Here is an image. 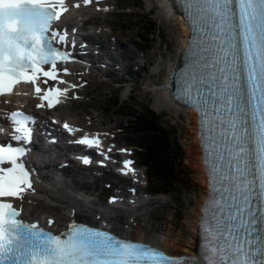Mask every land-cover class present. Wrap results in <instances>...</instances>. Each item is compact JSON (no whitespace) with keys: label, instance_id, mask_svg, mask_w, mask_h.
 Returning a JSON list of instances; mask_svg holds the SVG:
<instances>
[{"label":"snow or ice","instance_id":"obj_1","mask_svg":"<svg viewBox=\"0 0 264 264\" xmlns=\"http://www.w3.org/2000/svg\"><path fill=\"white\" fill-rule=\"evenodd\" d=\"M92 2L83 0L85 6ZM196 7L198 18L211 22L215 44L210 62L204 63L215 71L199 80L216 86L218 100L213 103L229 113L225 135L231 143L227 149L231 171L223 176L229 184L225 191L230 202L220 204V218L210 234L212 247L205 249L204 257L207 264H264V0H196ZM68 10L67 0H0V95L11 93L20 82L33 84L39 94V74L47 78L45 85L56 81L61 71L69 74L67 68L58 69L57 62L68 60L70 53L54 44L64 45L67 32L53 27ZM46 65L50 66L47 70ZM241 73L246 88L240 83ZM66 93L67 89L48 88L40 99L51 108L59 102L52 97ZM244 104L251 106L250 113ZM246 115L251 116V132L245 127ZM10 119L20 133L32 118L13 112ZM249 139L253 148L248 147ZM79 143L91 147L100 141L85 137ZM23 153V148L0 144V264H182L183 258H171L107 231L71 225L66 232L53 234L36 223H26L21 211L4 200H22L25 190L32 187L19 159ZM84 163L89 160L85 158ZM131 164L124 162L129 171ZM255 201L260 203L254 211Z\"/></svg>","mask_w":264,"mask_h":264},{"label":"rangeland","instance_id":"obj_2","mask_svg":"<svg viewBox=\"0 0 264 264\" xmlns=\"http://www.w3.org/2000/svg\"><path fill=\"white\" fill-rule=\"evenodd\" d=\"M112 5L117 7V10L98 20L110 23L114 28L113 35L125 42L134 43L127 51L137 53L138 57L143 53L140 47L145 45L146 57L150 64L145 71L139 72V68H135L131 76L118 72L111 81L90 78L89 86L83 91L81 100L69 107V111L77 119L84 118L87 114H97L98 117L94 120L97 126L103 125L117 130L122 128L118 130L121 144L129 143L136 149L137 154L139 149L136 142L139 137L130 131L129 119L113 107L112 96L120 94L127 107L136 105L143 112L150 107L160 117L162 126L170 132L172 142L175 141L181 148L185 173L176 192L164 197L166 202L162 201L165 202L162 203L163 206L153 203V206L139 209L142 214L139 226L143 231V228L149 226L150 229L145 230L152 234L169 233L172 235V242H177L182 250L189 244V227L194 222V209L202 188L199 169L196 167V138L187 114L177 118L172 117L169 111L156 110L152 93L145 92L149 82L159 87L164 82L168 65L177 51L178 30L161 18L157 4L151 5V0H115ZM142 36L149 39L147 45L138 38ZM130 77L132 81H128ZM121 220L123 219L116 218L113 223L124 225L127 222L125 219L126 221L121 223Z\"/></svg>","mask_w":264,"mask_h":264},{"label":"bare ground","instance_id":"obj_3","mask_svg":"<svg viewBox=\"0 0 264 264\" xmlns=\"http://www.w3.org/2000/svg\"><path fill=\"white\" fill-rule=\"evenodd\" d=\"M119 2V1H118ZM157 4L159 8V14L163 20H165L167 23L175 26V28L178 30V44H177V51L172 57L170 64L168 65V70H167V76L177 63L179 57H180V52L182 51V47L185 44L184 38L185 36L188 35V32L186 33L185 25L181 19V17L173 12L171 10L172 5H170L171 1L170 0H151V5ZM91 12L85 13L84 11H79L77 12L73 17H71L68 20V23L73 24H80L82 26L83 23V18L89 16ZM82 17V18H81ZM107 17V16H106ZM81 18L80 21H76L77 19ZM103 22V21H102ZM157 68V67H156ZM76 73L73 74V77L79 78L81 77L82 82L84 81L85 77V72L87 71V68H76ZM160 67L158 66L159 70ZM83 75V76H81ZM95 81V80H94ZM85 82V81H84ZM145 92H151L152 96L154 98V107L156 110L163 112V111H169L170 115L172 117H177L180 118L181 115L187 114L189 118V122L192 124V132L194 133V137H196V115L190 111L186 110L184 108H179L176 105L172 104V102L168 98V94L165 92V89L163 87L156 86L155 84L149 82L146 84L145 87ZM85 96V95H84ZM83 100V99H82ZM84 101V100H83ZM66 108L65 110H67ZM77 109V108H76ZM73 115V113H72ZM85 116V115H84ZM89 120H95L98 116L97 114H87ZM100 123V122H99ZM102 124V123H101ZM113 128V127H112ZM196 144L198 145V139L196 138ZM196 156H197V161H196V167L199 169V179L202 181V188L200 191V195L198 196L197 199V206L194 209V222L190 225V234H189V244L186 248L180 250L179 249V244L177 242L173 243L172 240L170 239L172 235L169 233H163L162 235H158L155 233H150V231H146L145 229L149 230L150 227L147 226L143 230H141L139 227L136 226V220L135 217L137 215L136 213V208L133 207L131 209H126L124 211L130 212V216L128 217V222L125 223L124 225H117L115 224L113 226V229L119 233L126 234L130 237H133L136 240H144V241H152L153 243L159 245L160 247L164 248L167 250L170 254L172 255H179L180 253H187L189 255H194L196 252L197 244H196V237H197V232H198V222L200 220V206L202 205L203 201L205 200L206 197V187H207V177L205 174L204 166L201 163V154L199 151V146H197L196 149ZM38 189L37 192H26L23 195V199H18L16 202L17 204L25 210V213L27 216H37L39 219H43L44 221L48 222L49 220L53 221V226L60 225L64 221H67L66 218H62V215L64 214V210L66 207L62 205H55L52 204V202H57V203H69L67 201L61 200L62 195H58L57 192H55L53 189H49L48 186L44 185L42 182L41 184L37 185ZM31 194V195H30ZM30 195V196H29ZM72 204V203H69ZM90 208L94 209L95 207L91 204H89ZM56 207H61L62 211L59 212V216L54 215L52 211L55 210ZM45 209V210H44ZM74 213L79 214V209L72 207L70 209L69 214L65 215H71ZM51 215V216H50ZM110 217L109 213H105L104 216L102 217V220L107 221Z\"/></svg>","mask_w":264,"mask_h":264},{"label":"trees","instance_id":"obj_4","mask_svg":"<svg viewBox=\"0 0 264 264\" xmlns=\"http://www.w3.org/2000/svg\"><path fill=\"white\" fill-rule=\"evenodd\" d=\"M113 103V107L133 123L134 132L150 143L143 158L154 169L155 185L166 192L175 190L185 173L182 151L175 141L172 142L170 132L162 126L160 117L150 107L144 112L136 105L127 107L120 97Z\"/></svg>","mask_w":264,"mask_h":264}]
</instances>
